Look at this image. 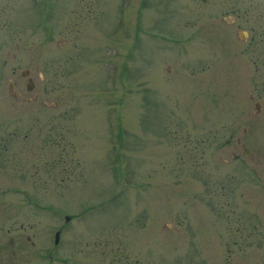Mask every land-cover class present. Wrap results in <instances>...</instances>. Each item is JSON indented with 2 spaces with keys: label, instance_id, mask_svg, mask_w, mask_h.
I'll return each mask as SVG.
<instances>
[{
  "label": "rangeland",
  "instance_id": "1",
  "mask_svg": "<svg viewBox=\"0 0 264 264\" xmlns=\"http://www.w3.org/2000/svg\"><path fill=\"white\" fill-rule=\"evenodd\" d=\"M0 264H264V0H0Z\"/></svg>",
  "mask_w": 264,
  "mask_h": 264
},
{
  "label": "water",
  "instance_id": "2",
  "mask_svg": "<svg viewBox=\"0 0 264 264\" xmlns=\"http://www.w3.org/2000/svg\"><path fill=\"white\" fill-rule=\"evenodd\" d=\"M242 146H243V149L244 150H246V146H245V144H242ZM55 236H54V239H56L57 238V231H55V234H54Z\"/></svg>",
  "mask_w": 264,
  "mask_h": 264
},
{
  "label": "flooded vegetation",
  "instance_id": "3",
  "mask_svg": "<svg viewBox=\"0 0 264 264\" xmlns=\"http://www.w3.org/2000/svg\"><path fill=\"white\" fill-rule=\"evenodd\" d=\"M259 104H261L260 102H259ZM259 104H258V106H257V108H259ZM28 237H29V235H28ZM48 255H49V253H50V250H49V248H48Z\"/></svg>",
  "mask_w": 264,
  "mask_h": 264
}]
</instances>
